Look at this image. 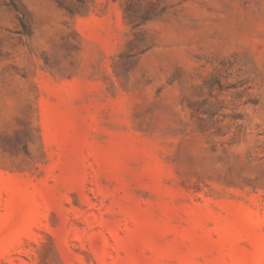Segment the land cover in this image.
<instances>
[{
    "label": "rangeland",
    "instance_id": "1",
    "mask_svg": "<svg viewBox=\"0 0 264 264\" xmlns=\"http://www.w3.org/2000/svg\"><path fill=\"white\" fill-rule=\"evenodd\" d=\"M0 264H264V0H0Z\"/></svg>",
    "mask_w": 264,
    "mask_h": 264
}]
</instances>
